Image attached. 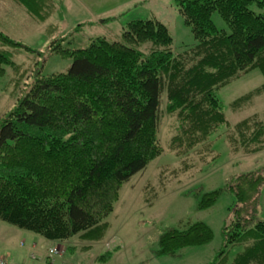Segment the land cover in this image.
I'll use <instances>...</instances> for the list:
<instances>
[{
    "label": "trees",
    "instance_id": "obj_1",
    "mask_svg": "<svg viewBox=\"0 0 264 264\" xmlns=\"http://www.w3.org/2000/svg\"><path fill=\"white\" fill-rule=\"evenodd\" d=\"M16 1L39 19L55 2ZM173 7L196 42L181 54L174 53L168 26L155 18L129 23L120 40L105 34L74 49L73 41L64 46L65 37L52 43L51 56L73 60L68 72L45 77L36 70L29 90L0 118L2 222L50 242H102L101 223L123 187L164 154L159 130L166 117L177 123L178 150L201 153L219 135L247 155L264 151V110L254 108L264 101V82L228 107L219 98L240 80L264 78V0H173ZM215 13L228 31L215 25ZM87 26L99 29L95 22ZM15 47L25 48L0 31V78L17 66L8 49ZM245 107L258 111L255 117L230 119L234 108ZM263 188L264 166L227 185L236 206L224 228L225 247L211 264H264V220L256 218ZM221 192L204 194L199 208L213 207ZM213 238L204 223L171 229L159 254L176 256ZM52 250L49 257L61 261Z\"/></svg>",
    "mask_w": 264,
    "mask_h": 264
},
{
    "label": "rangeland",
    "instance_id": "obj_2",
    "mask_svg": "<svg viewBox=\"0 0 264 264\" xmlns=\"http://www.w3.org/2000/svg\"><path fill=\"white\" fill-rule=\"evenodd\" d=\"M3 7H7L5 10L11 13L4 16ZM0 15V31L23 47L39 53H30L25 48H8L17 66H7L5 75L0 78V118L12 111L29 90L33 81L31 76L36 74V70L39 69L45 77L68 72L73 60L51 56L49 52L52 43L59 38H66L65 47L73 41L71 48H86L90 38L104 37L106 34L110 39L115 37L120 40L122 30L129 23L155 18L168 26L175 54L196 45L191 29L173 7V0H55L53 6L45 8L43 19L30 14L16 0L12 3L0 0ZM213 21L218 29L229 30L217 13L213 15ZM93 22L99 24V29L87 26ZM79 25H82L81 30L76 29ZM72 33L74 37L68 38ZM17 68L21 71L18 72ZM263 82L262 76L240 80L220 91L219 98L228 107ZM256 100L260 102L258 98ZM254 108L262 112L264 101ZM255 112L258 111H247V107L234 108L230 119L241 123L255 117ZM176 125L168 117L161 122L159 142L164 154L151 163L141 176L133 178L123 187L113 213L101 223L102 242L93 245L76 238L66 243L53 242L58 244L62 262L211 264L221 253L225 247L224 228L230 223L231 211L236 206V197L225 189L237 176L260 170L264 166V151L247 155L242 149L231 148L230 141L219 135L213 137L219 139L212 146L205 143L208 147L203 146L202 149L207 152H202V149L201 153L178 150L181 146H177L174 140ZM220 190L221 195L213 207L199 208L204 194ZM256 218L264 220V188ZM195 223H204L211 228L214 238L209 244L184 248L176 256L159 254V243L164 233L171 229L184 231ZM28 235H34L40 243H50L34 233L15 229L0 220V261H12L14 258L19 263L28 260L30 264H36L31 256L39 252L32 255L27 251V246L21 247L24 237Z\"/></svg>",
    "mask_w": 264,
    "mask_h": 264
},
{
    "label": "crops",
    "instance_id": "obj_3",
    "mask_svg": "<svg viewBox=\"0 0 264 264\" xmlns=\"http://www.w3.org/2000/svg\"><path fill=\"white\" fill-rule=\"evenodd\" d=\"M6 2V0H4ZM9 3H12L13 0H7ZM4 8V16L5 15H9L11 12L6 11L5 8L7 7H3ZM0 17H2L0 15ZM25 240L23 239V242L21 243V247H26L27 246V251L32 252L34 254H39L38 255H34L31 256V260L34 262H37L36 264H67L66 262H62L56 259H51L49 257V251L53 248H57L58 249V244H55L53 242L50 243H40L38 239L35 238L34 235H31L29 237L25 236L24 237ZM75 250V249H74ZM84 251V250H83ZM66 255V254H65ZM35 257V258H33ZM12 262L14 263H19V261H17L16 259L12 258ZM23 264H30V261H24L22 262Z\"/></svg>",
    "mask_w": 264,
    "mask_h": 264
},
{
    "label": "built area",
    "instance_id": "obj_4",
    "mask_svg": "<svg viewBox=\"0 0 264 264\" xmlns=\"http://www.w3.org/2000/svg\"><path fill=\"white\" fill-rule=\"evenodd\" d=\"M50 254L51 255H57V254H59V251L58 250H52L51 252H50ZM0 264H7L5 261H0Z\"/></svg>",
    "mask_w": 264,
    "mask_h": 264
}]
</instances>
